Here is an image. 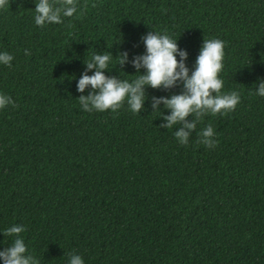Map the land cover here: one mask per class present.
I'll return each mask as SVG.
<instances>
[{"label": "trees", "instance_id": "16d2710c", "mask_svg": "<svg viewBox=\"0 0 264 264\" xmlns=\"http://www.w3.org/2000/svg\"><path fill=\"white\" fill-rule=\"evenodd\" d=\"M61 24L35 25L36 0L0 8V251L20 233L39 264H264V0H76ZM71 25V27H69ZM167 34L186 51L189 75L204 39L225 44L222 94L240 103L207 115L186 146L152 99L183 92L145 88L144 108L88 113L77 90L94 54L105 75L129 82L142 37ZM25 50L31 54L25 55ZM128 54L119 66L117 57ZM180 57L177 56L179 61ZM140 75L146 74L141 68ZM163 115H170L163 104ZM193 117H188L191 122ZM211 125L215 148L198 143ZM3 264V260H0Z\"/></svg>", "mask_w": 264, "mask_h": 264}, {"label": "clouds", "instance_id": "9594fccd", "mask_svg": "<svg viewBox=\"0 0 264 264\" xmlns=\"http://www.w3.org/2000/svg\"><path fill=\"white\" fill-rule=\"evenodd\" d=\"M8 2L9 0H0V8H4ZM34 11L36 26L43 27L46 23L61 24L62 15L72 17L77 12L76 0H36ZM142 40L146 53L133 59L132 66L138 74L137 78L131 82L104 74L113 58L111 53L94 54L85 63L87 70H94V74L89 76L86 71L77 84V90L80 93H84L89 86L92 90L89 95H81L78 99L84 111L88 113L108 110L116 112L126 102L132 113L139 114L144 108L146 87L169 90L180 82L183 85L181 94H174L170 98L153 97L152 109L153 112H160V117L166 121L160 125L161 128L171 129L179 125L174 135L182 146H186L189 137L197 128V123L203 117L209 114L225 116L234 111L240 103L238 92L232 91L227 94L221 92L224 82L220 79V73L223 69L225 47L222 40L204 39L191 75L185 64L188 58L187 52L179 50L177 41L169 35L152 31L142 37ZM30 54L28 50H25V55ZM177 56L180 57L179 61ZM13 59L14 57L7 52L0 53V64L11 67ZM117 59L118 65L123 67L128 60V54L121 53ZM141 68L146 70V74H139ZM256 95L264 97V81L259 83ZM161 104L170 111V115H163L160 110ZM9 105L18 107L11 97L0 94V109ZM190 116L193 117L191 122L188 120ZM197 135L198 143L205 147L212 149L217 146L214 140L215 132L211 125ZM23 231H25L23 226L14 225L3 233L4 236L17 237L10 247L0 251V260H3V264H39L33 256L25 255L27 248L23 240L19 238ZM68 264H84V261L79 255L70 254Z\"/></svg>", "mask_w": 264, "mask_h": 264}]
</instances>
